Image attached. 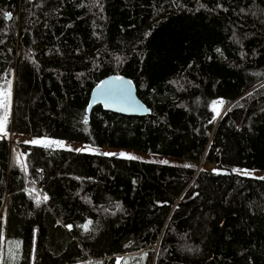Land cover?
<instances>
[{
    "label": "trees",
    "instance_id": "obj_1",
    "mask_svg": "<svg viewBox=\"0 0 264 264\" xmlns=\"http://www.w3.org/2000/svg\"><path fill=\"white\" fill-rule=\"evenodd\" d=\"M110 75L152 114L85 124ZM3 80L14 135L99 151L0 139V264H264V0H0Z\"/></svg>",
    "mask_w": 264,
    "mask_h": 264
},
{
    "label": "snow or ice",
    "instance_id": "obj_2",
    "mask_svg": "<svg viewBox=\"0 0 264 264\" xmlns=\"http://www.w3.org/2000/svg\"><path fill=\"white\" fill-rule=\"evenodd\" d=\"M6 17H10L11 13H5ZM130 80H125L123 76L116 75L113 77H110L107 81H101L100 85H104V87L101 88L100 85H97V88L100 89V95L106 96L109 98H126L128 96V93L130 92V89L128 85H131ZM9 87L7 91H0V109L3 110L2 114H0V138H6L7 131H6V125L8 122V116L10 113V104H11V81L8 82ZM213 111L217 112V115L219 114L216 105L217 101H213ZM220 104L223 103V100L221 99L219 101ZM105 104H107V100H105ZM215 119V116L213 117V120ZM84 123L87 124V118L84 119ZM24 143H29L32 145H40L44 147H49L52 144H55L59 147H64V141L60 140H48L46 138H35L28 141H24ZM71 151L81 152V151H90L91 149L85 147V148H75L71 149ZM102 155H115L114 153H101ZM121 156H126L129 159H137V157L131 156L129 154L121 153ZM17 162L19 163V158H17ZM162 163H167V161H162ZM184 167H192L191 165H184ZM24 170H27L26 165H24ZM234 172H243L244 175H251V173L248 170H239V169H233ZM259 179L264 180V177H259ZM49 197L47 194H44L43 200L47 201ZM40 199L37 198V205L40 203ZM119 207V205H117ZM59 223V221L57 222ZM91 221H88L84 225H79V227L84 228L85 231L89 230V225L91 224ZM67 229L71 230L73 228L72 224H66L64 225ZM117 264H120V261H117Z\"/></svg>",
    "mask_w": 264,
    "mask_h": 264
},
{
    "label": "rangeland",
    "instance_id": "obj_3",
    "mask_svg": "<svg viewBox=\"0 0 264 264\" xmlns=\"http://www.w3.org/2000/svg\"><path fill=\"white\" fill-rule=\"evenodd\" d=\"M9 81L7 80H3V82H1L0 84V91H7L9 84ZM13 97H14V84L11 81V104H10V113L8 116V122L6 125V131H7V135L6 138H0V139H5L7 140L10 145L12 146V150L13 153L15 154L16 158H19V164L24 168L25 165V158L21 153L20 144H29V143H24V141H28L31 139H35L34 137H30V136H17L14 135L11 131H10V125H11V118H12V110H13ZM3 110L0 109V114H2ZM51 140V139H48ZM56 141V140H53ZM65 146L64 147H59L55 144L50 145L47 148H51V149H75V148H89L91 149L89 146H85V145H80L77 143H72V142H65L64 141ZM32 145V144H31ZM40 146V145H38ZM44 147V146H43ZM91 152H96L99 150H94L91 149ZM81 152H89V151H81ZM101 152L103 153H114L115 155L121 156V153H125V154H129L131 156L137 157V160H143V161H150V162H158V163H162V161H167L166 164H173V165H182L185 164L184 160H180V159H175V158H169V157H163V156H157V155H150V154H144V153H139V152H135V151H130V150H120V149H110V148H104L101 150ZM121 157H126V156H121ZM208 169H214L215 166L213 165H208L207 166ZM251 176L253 177H264V172H251ZM32 193L35 195L36 199L39 198L40 201H43V197L42 195L37 192L36 190H33Z\"/></svg>",
    "mask_w": 264,
    "mask_h": 264
},
{
    "label": "water",
    "instance_id": "obj_4",
    "mask_svg": "<svg viewBox=\"0 0 264 264\" xmlns=\"http://www.w3.org/2000/svg\"><path fill=\"white\" fill-rule=\"evenodd\" d=\"M11 17V16H10ZM10 17L8 19H10ZM116 75H110L104 78L102 81H107L110 77ZM125 80H130L132 83L128 85L130 92L126 98H109L100 95V89L97 85L93 88L90 96L89 106L87 110L88 120L97 106H101L104 111L129 117H146L152 114V110L139 98L138 88L133 80L123 76ZM100 85V83L98 84ZM101 88L104 85H100ZM107 100V104H105ZM220 104V103H219ZM221 105V104H220Z\"/></svg>",
    "mask_w": 264,
    "mask_h": 264
},
{
    "label": "built area",
    "instance_id": "obj_5",
    "mask_svg": "<svg viewBox=\"0 0 264 264\" xmlns=\"http://www.w3.org/2000/svg\"><path fill=\"white\" fill-rule=\"evenodd\" d=\"M12 118H13V110H12ZM12 118H11V122H12Z\"/></svg>",
    "mask_w": 264,
    "mask_h": 264
},
{
    "label": "bare ground",
    "instance_id": "obj_6",
    "mask_svg": "<svg viewBox=\"0 0 264 264\" xmlns=\"http://www.w3.org/2000/svg\"><path fill=\"white\" fill-rule=\"evenodd\" d=\"M23 172V171H22ZM28 185V184H27Z\"/></svg>",
    "mask_w": 264,
    "mask_h": 264
}]
</instances>
